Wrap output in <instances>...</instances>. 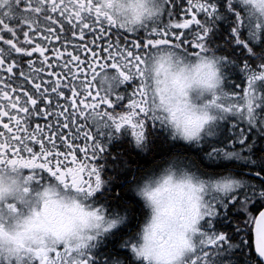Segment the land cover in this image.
<instances>
[{
  "label": "snow or ice",
  "instance_id": "obj_1",
  "mask_svg": "<svg viewBox=\"0 0 264 264\" xmlns=\"http://www.w3.org/2000/svg\"><path fill=\"white\" fill-rule=\"evenodd\" d=\"M188 4L185 11H191V19L174 22L173 13L169 12V22L163 26L142 25L143 36L137 30L128 29L127 33L137 37L129 39L120 31L124 25H118L111 15L102 11L99 3L93 6L94 0H0V170L8 167L23 170L25 180L36 188L55 180L66 191L78 192L85 198L94 194L101 187V175L96 166L84 161L95 160L104 148L85 128L89 123L97 130L106 126L119 130L130 125L137 141H141L144 137L141 117L150 115L152 119H159L155 109L150 110L155 95L150 98L147 94L148 78L144 69L148 60L161 48L182 50L196 57L207 51L209 29L192 9L212 17L216 5L199 0L196 3L188 0ZM170 5L173 0H168ZM237 20L234 31L239 35L238 29L245 23V17L237 12ZM190 25L199 26L200 31H180L189 29ZM86 34L92 39L85 41ZM190 35L192 39L188 38ZM56 43L60 47L54 46ZM259 69V72H252L247 87L234 94L236 99L255 97V102L247 99V109L242 103L235 106L241 111L251 113L257 106L254 85L257 80L264 79V66ZM112 70L120 78L119 83L135 84L130 94L112 90L111 83L108 91L98 86L102 74ZM178 87L182 89L183 86ZM125 101L127 112L114 114L118 106H125ZM102 107L107 110L101 111ZM227 110L231 111L232 106ZM207 119L206 115L189 119L186 134L196 135ZM47 194L45 190L44 195ZM81 212L84 216H96V212H83L82 209ZM212 214L214 210L209 208L202 215L199 205L194 204L185 229L196 233L194 225L205 215ZM115 223L112 221L109 227ZM256 237L257 240L264 238V212L256 223ZM223 239L220 234L208 237L203 243L212 245ZM132 247L136 250L134 243ZM184 247L192 245L181 236L178 248ZM197 249L193 248L190 264H198L201 260L196 256ZM257 249L260 250L259 245ZM53 254L61 264H92L90 254L77 261L67 246L55 249ZM142 254L159 255L151 248H145ZM35 256L39 264H47L48 254L44 248L37 249Z\"/></svg>",
  "mask_w": 264,
  "mask_h": 264
},
{
  "label": "clouds",
  "instance_id": "obj_2",
  "mask_svg": "<svg viewBox=\"0 0 264 264\" xmlns=\"http://www.w3.org/2000/svg\"><path fill=\"white\" fill-rule=\"evenodd\" d=\"M96 3L118 25H124V31L152 24L168 6V0H94L93 6ZM240 3L244 9L242 15L264 30V0H240ZM144 71L148 78L147 94L150 98L155 95L150 110L154 108L160 120L186 139L197 137L214 119L213 106L231 107L230 101L225 99L231 94L222 87L224 77L220 59L207 51L199 57H189L177 49L161 48L148 60ZM119 80L115 72H108L102 74L98 86L108 91L111 83L112 90H116ZM178 85H182V89ZM247 99L255 102L253 95L246 100L242 96L240 102L245 109ZM205 115L208 119L203 126L196 135L189 137L185 131L186 122ZM25 176L23 170L11 167L0 170V264H39L35 256L39 248L46 250L47 264H61L53 254L61 246H67L77 261L89 254L93 241L103 230L111 228L113 220L106 215L105 209L93 206L83 194L66 191L55 180L36 188ZM103 183L101 177V185ZM237 183L235 178L209 182L186 171L169 168L136 186V195L149 210L133 241L136 257L145 264H190L193 248L198 247L195 237L200 232V221L194 225L196 233L185 229L193 205L198 204L203 215L209 210L206 196L212 189L224 192L235 188ZM45 190L47 195H44ZM81 209L88 213L99 211L96 216H84ZM181 236L192 247L178 248ZM255 243L257 248L259 245V253L264 252V238L257 240L256 237ZM145 248L159 255L146 256L142 254Z\"/></svg>",
  "mask_w": 264,
  "mask_h": 264
},
{
  "label": "flooded vegetation",
  "instance_id": "obj_3",
  "mask_svg": "<svg viewBox=\"0 0 264 264\" xmlns=\"http://www.w3.org/2000/svg\"><path fill=\"white\" fill-rule=\"evenodd\" d=\"M196 2L197 0H193V3ZM199 2L207 3L206 0ZM188 8V0H173V5L167 6L159 19L148 26L167 24L169 12L173 13L174 22L191 19V11H185ZM192 11H197V18L203 20L205 13H200L195 8ZM216 29L218 32V25ZM120 31L129 39L137 38L134 33ZM180 31L195 33L200 29L199 26L190 25L189 29ZM137 32L143 36L145 29L140 27ZM188 38L193 37L190 35ZM91 39L92 37L86 34L85 41ZM21 40H23L22 36ZM72 42L79 43V41ZM54 46L60 47L59 43ZM33 59H36L35 55ZM134 87L133 82L117 83V91L126 95L130 94ZM222 109H211L214 119L209 124L210 134H202L193 139H186L176 134L166 122L152 119L150 115L147 118L141 117L144 119V137L139 142L130 125H125L119 130L113 126L97 130L89 123L85 131H89L104 150L97 154L95 160L89 159L84 162L98 168L104 183L88 198V201L95 207L102 206L111 220L117 222L122 219L116 227L114 224L113 227L103 230L93 241L89 249L92 264H116L113 261L114 254H119L124 260L127 259L128 240L139 232L148 212L144 201L136 195L135 187L169 169V166L177 160L184 162L185 165L183 164L181 168L187 169L198 179L209 182L223 178L238 180L235 188L224 192L212 189L206 196L209 208L214 210V214L205 215L199 224L200 232L195 237L198 245L196 256L201 257L198 264H264L256 253L253 233L255 219L264 208V169L256 168L251 159L247 164L240 163L236 155L240 128L238 124H234L229 114L221 115ZM100 110L107 109L102 107ZM123 112H127V101L123 108L118 106L114 114ZM133 123H136L135 119ZM160 145H163L167 151L161 153ZM154 150L157 153L153 160L143 164L142 158ZM88 155L91 157L92 153L89 152ZM78 156L82 154L78 153ZM241 180L243 183L240 185ZM256 195H258L257 200ZM244 196L246 198H243ZM127 198L134 203L135 209L134 206L127 207L126 202H129ZM241 200H246L248 206L241 209L243 206ZM220 234H223V240L212 245L203 243L208 237L215 238Z\"/></svg>",
  "mask_w": 264,
  "mask_h": 264
},
{
  "label": "rangeland",
  "instance_id": "obj_4",
  "mask_svg": "<svg viewBox=\"0 0 264 264\" xmlns=\"http://www.w3.org/2000/svg\"><path fill=\"white\" fill-rule=\"evenodd\" d=\"M207 3L216 5V13L209 17L205 13L203 23L209 29L206 37L207 54L213 55L220 59V66L222 68L223 89L230 96L225 99L229 100L232 110L228 111L227 105L213 106L212 108H224L221 115H230L234 124H238L240 128V138L238 158L241 164H247L251 159L254 165L261 168L264 167V79L257 80L254 88L256 91V103L253 111L249 113L247 110L241 111L236 105L240 104V99L234 97L235 93L242 92L247 87L250 75L253 71L259 72L261 66H264V30H261L257 25H253L250 18L246 15L245 23L238 29L239 35L234 29L237 28V12L243 14L244 9L241 6L240 0H206ZM216 25H218V32L215 33ZM189 51H199L198 49H189ZM182 53L185 56L194 57L187 53ZM241 64L237 68L233 64ZM246 100V98H245ZM211 121L203 128L199 135L210 134ZM213 124V123H212ZM175 132V131H174ZM176 134H179L175 132ZM180 135V134H179ZM198 135V136H199ZM196 138V137H195ZM184 162L178 161L170 165L169 168L181 172H188L183 167ZM185 165V164H184ZM190 173V172H188ZM196 177L193 173H191ZM240 181V185L242 184ZM243 198H246L245 196ZM256 200L258 195H256ZM242 199V198H241ZM241 209L248 206L246 200L240 201ZM145 204V203H144ZM147 215L149 210L147 209ZM122 219H119L115 224L116 227ZM145 222V221H144ZM137 239V234L129 238L127 259L120 257L119 254H114L113 260L116 264H145V261L138 259L135 250L132 247L133 241Z\"/></svg>",
  "mask_w": 264,
  "mask_h": 264
},
{
  "label": "trees",
  "instance_id": "obj_5",
  "mask_svg": "<svg viewBox=\"0 0 264 264\" xmlns=\"http://www.w3.org/2000/svg\"><path fill=\"white\" fill-rule=\"evenodd\" d=\"M215 31V33H216V30H214ZM241 64H233V67H235V68H237V66H240ZM159 150L161 151V153L162 152H166L167 151V149L163 146V145H160V148H159ZM156 153H157V151H153L152 153L150 152V154H148L147 156H144L143 158H142V162H143V164H148L151 160H153V158H154V156L156 155ZM133 161V160H132ZM261 161H264V160H261ZM256 168H261V167H259V166H257V165H254ZM261 169H264V167L263 168H261ZM127 194H128V197H129V190L127 191ZM127 201H129V202H126L127 203V207H129L130 208V206H134V209H135V205H134V203L133 202H130L131 200H130V198H127L126 199Z\"/></svg>",
  "mask_w": 264,
  "mask_h": 264
},
{
  "label": "water",
  "instance_id": "obj_6",
  "mask_svg": "<svg viewBox=\"0 0 264 264\" xmlns=\"http://www.w3.org/2000/svg\"><path fill=\"white\" fill-rule=\"evenodd\" d=\"M256 175H260V174H256ZM261 212H264V208L259 212V214L257 215L256 220H255L254 229H253L254 241H256V223H257V220H258ZM255 247H256V243H255ZM256 252L259 255V257L264 261V255L259 253L257 247H256Z\"/></svg>",
  "mask_w": 264,
  "mask_h": 264
}]
</instances>
